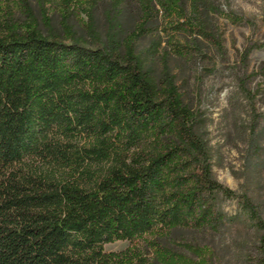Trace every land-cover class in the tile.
<instances>
[{
  "label": "trees",
  "instance_id": "1",
  "mask_svg": "<svg viewBox=\"0 0 264 264\" xmlns=\"http://www.w3.org/2000/svg\"><path fill=\"white\" fill-rule=\"evenodd\" d=\"M22 3L21 26L0 18V264H155L138 245L104 244L218 230L233 197L259 231L252 264H264L258 204L214 177L173 75L155 77L136 50L140 31L105 44L45 36ZM201 6L190 0L194 15Z\"/></svg>",
  "mask_w": 264,
  "mask_h": 264
},
{
  "label": "rangeland",
  "instance_id": "2",
  "mask_svg": "<svg viewBox=\"0 0 264 264\" xmlns=\"http://www.w3.org/2000/svg\"><path fill=\"white\" fill-rule=\"evenodd\" d=\"M206 3L194 15L190 0L171 10L156 0H28L45 36L105 44L110 34L140 31L136 50L155 77L173 75L210 147L214 177L249 194L264 217V0ZM26 17L22 0H0L1 21L19 27ZM221 206L227 218L218 230L173 228L104 249L135 244L155 264H252L259 231L238 198Z\"/></svg>",
  "mask_w": 264,
  "mask_h": 264
}]
</instances>
